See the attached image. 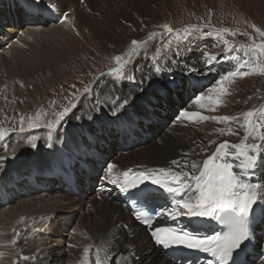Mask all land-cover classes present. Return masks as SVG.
Listing matches in <instances>:
<instances>
[{
    "label": "bare ground",
    "instance_id": "6f19581e",
    "mask_svg": "<svg viewBox=\"0 0 264 264\" xmlns=\"http://www.w3.org/2000/svg\"><path fill=\"white\" fill-rule=\"evenodd\" d=\"M6 1L8 4V0ZM42 1L59 9L60 15L63 16L62 22L54 25L49 20L42 19L43 16L28 17L25 15L28 12H25V16L22 15L18 6L24 4L25 0H11L10 4L14 5V9H11L12 6L9 4L7 6L4 0H0V67L4 66L7 60L31 59L33 48L39 42L50 39L54 35L53 32H61L63 29L81 32L83 28L88 27L91 35L103 45L104 43L111 44L120 49L129 40L138 41L140 39L139 33L130 31L131 27L140 30L143 24L141 19L144 16H153L155 3L164 5L166 2V0ZM28 3L26 2V4ZM88 10L89 12L97 11L98 14H93L94 18H92L88 14ZM65 14H67L66 19ZM5 22L6 24L3 25ZM10 22L13 25H10ZM176 67L180 68L181 66L175 65L174 67L168 60L163 69L166 68V71L173 72ZM171 72L160 76L162 80L156 79L150 85L146 84L143 93H140L139 90H121L117 87L118 84L107 81L100 86L101 95L96 98V102H99L100 105L89 103L92 105L91 109L87 103V107H82L80 112L69 116L63 127L53 133L52 147H48V134L45 132L42 135L36 134L37 149H33L32 153L29 151L21 153V149L24 148L22 147L20 150L18 148L11 150L7 155H0V157H14L0 163V175L4 172L5 166H10L13 163H18L20 169H24L28 165V161L36 160L35 157L40 159L44 153H47V149L51 148V151L57 153L63 142L71 147V142L76 140L77 134L84 129L93 132L94 125L95 127L103 126V134L95 131L93 133L94 137L101 141L95 145L98 150L97 154L99 153L104 159H107L100 179L107 184L105 190L108 192L114 191L110 179L120 176L123 171L128 169L144 171L152 168H168L172 167V160H178L181 163L176 170L187 171L184 161L186 160L189 165L195 161H202L214 151L221 137H217V141L209 145L198 140L200 148L196 147L198 150L196 153L191 150L192 145L181 146L178 142L180 134L184 132L183 135L186 136V133H189L187 128L192 123L200 124L202 121L191 122L185 118L171 117L173 111H171L170 103L175 102L172 96H176L177 100L181 101L183 94V89H177L175 86L170 87L166 84L168 80L170 81L168 76L174 73ZM162 87L165 89V95L162 99L160 96H156L154 99L156 103L151 104L153 109L151 114L158 117V123L148 125L147 132L150 135L142 142L135 139L130 145L119 144L118 146L114 142L109 144L107 140L112 138L113 134H107L109 126L106 124L120 115H124L127 111L141 113L142 102ZM129 93L136 95L135 101L126 109L121 110L117 116H112L111 111L117 103L116 97H125ZM201 94H205V97L208 96L205 88ZM160 100L165 101V106L162 107ZM201 103H205V108H207L206 100ZM186 106L182 108L188 111L194 110L191 112L202 113L205 109H201L196 100ZM128 119L131 121L129 117ZM135 124V122L132 123L133 126ZM137 133V131L135 134L130 133V136L138 138ZM26 136L17 137L18 144L26 145L29 148L27 144L29 138ZM103 145L106 146V150L102 147ZM229 159L234 165L239 164V162ZM41 162L44 161L40 160L39 163ZM109 163L115 164L117 167L113 170L112 176L105 179ZM92 169L97 170L95 165ZM234 170L240 171L239 167H235ZM92 177L95 175L93 174ZM249 177L250 175L246 179ZM16 185L23 186V183L19 182ZM82 191L87 196L84 199H76L74 196L64 194L62 190H55L54 186L47 191L31 190L29 194L26 193L28 189L25 191V187L24 191L17 192H12L9 189L7 192L6 188L1 187L0 200H4L9 193V201L7 203L0 201V264H10L16 257L15 243H12L13 239L9 237L12 232L18 233V237H22L26 244V250L37 255L39 264H85V262L95 264L97 249H100L99 254L103 264H175L153 246L147 232L133 221L130 213L121 205L122 203L109 197L97 200L95 195L91 194L92 190L82 189ZM11 197L13 198L10 199ZM168 203L169 201H166L163 205L162 211L165 212V215L168 213L165 208ZM177 216L188 219L190 223L197 222V218ZM46 223L49 224L48 230L43 231L42 226L46 227ZM124 225L127 227H123ZM262 241L263 245L260 251L264 254V238ZM85 248H89V253L85 254Z\"/></svg>",
    "mask_w": 264,
    "mask_h": 264
},
{
    "label": "rangeland",
    "instance_id": "374dc122",
    "mask_svg": "<svg viewBox=\"0 0 264 264\" xmlns=\"http://www.w3.org/2000/svg\"><path fill=\"white\" fill-rule=\"evenodd\" d=\"M87 12L92 18L93 14H98L97 11ZM141 20L143 24L140 30L136 27L130 29L141 36L137 41L139 46L135 50L133 39L120 49L111 44L103 45L91 35L87 27L81 32L67 29L53 32L54 35L50 39L39 42L33 48L31 59L7 60L5 65L0 67V130L10 133L0 142V155H7L11 150H20L22 147L24 148L21 153H32L33 149L37 148H32L28 143L29 148L26 145L20 146L17 137L12 136L13 130L37 128L26 138L45 132L48 134L47 124L65 107L75 105L69 114L71 116L80 112V108L87 107V103L100 105L96 98L101 95L100 86L107 81L118 84L117 87L121 90H138L137 85L129 82L133 70L136 79L143 80L145 76H152L157 62L162 71L158 76H152V82L161 79L160 74H167L166 68L163 67L168 62V56L169 59L172 58V52L184 50L185 53L193 55L186 61H181L179 64L183 62L186 65L180 67L181 69L176 67L174 73L186 70L205 72L208 68L206 57L216 55L221 58L224 56L221 52L230 50L223 44V40L233 45L238 56L248 60L247 67L250 66L251 71L245 76L230 77L231 83L225 81L227 94L221 97L220 105L215 109L207 106L202 114L208 117H222L249 110H264V72L259 70V66H264V55L253 53L248 47L264 43V37L252 27L255 25L264 31V0H166L164 5L155 3L153 16H144ZM164 25H168L173 31L169 33ZM193 26H196L198 31L188 35L187 30ZM218 31L222 39L216 38ZM188 41L193 45H189ZM201 47L204 56L194 55L193 51ZM117 55L125 60H134V63L124 69L126 78H119V72H111L118 67L114 60ZM254 65L257 66L255 69ZM129 85L133 88L129 89ZM219 86V81L210 82L205 91L215 98V89ZM85 88L89 89L87 93ZM91 106L89 105L90 108ZM237 123L239 122L232 125L222 124L214 119L202 121L200 124L192 123L187 128L189 133L185 136L182 132L178 142L181 146L192 145L191 150L195 153L198 151L196 147L200 148L198 140L207 145L213 144L220 137L219 143L224 139L238 142L243 138L245 130L237 128ZM230 127L240 135H227ZM220 128L224 129L225 135L217 131ZM9 237L15 240L14 249L17 250L16 257L10 264L38 263L37 255L26 250L25 241L18 237V233L12 232Z\"/></svg>",
    "mask_w": 264,
    "mask_h": 264
},
{
    "label": "snow or ice",
    "instance_id": "6c2138e0",
    "mask_svg": "<svg viewBox=\"0 0 264 264\" xmlns=\"http://www.w3.org/2000/svg\"><path fill=\"white\" fill-rule=\"evenodd\" d=\"M66 18L67 14H65ZM252 27L261 37H264V31H261L255 25H252ZM164 28L169 33L173 31L168 25H164ZM187 31L188 35H192L198 29L193 26L192 29ZM215 35L217 39H222L219 31ZM223 44L233 52L236 51L229 41L223 40ZM132 45L134 50L139 46L136 40L132 41ZM251 51L257 55H264V43L254 44ZM206 58L210 69L218 59V56L212 55ZM228 58L240 59L236 55L225 56V59ZM114 60L118 67L112 69L111 72H119V78H126L124 69L130 63H134V60H125L120 55L115 56ZM244 62L248 63L247 60ZM255 67L257 66L254 65V69ZM259 70L264 72V66H259ZM161 71L162 69L157 62L152 76H158ZM134 72L135 70H133L129 82L137 85L139 92L143 93L145 85L152 83V76H145L143 80L138 81ZM248 74L249 71L243 70L226 73L220 78V86L215 89V98L211 95L205 97V94H199L195 97L196 103L200 105L201 109H204L205 103H201V101L206 100L208 107L215 109L222 102L221 97L227 94L224 82L228 81L231 83L230 77ZM101 75L103 76L104 74ZM171 83L177 89L196 88V84L191 81L188 83L172 81ZM88 91L89 89L85 88V93ZM135 99L136 95L134 93H129L125 97H116L117 103L113 107L111 115L117 116L121 110L130 106ZM74 107L75 105L65 107L62 111L55 114L54 120L47 124L48 147H52L53 133L58 132L63 127L66 118ZM179 118H185L191 122L214 119L219 123L229 125L239 122L236 127L243 128L245 131L243 138L239 139L238 142L224 139L218 143L214 151L202 161H195L189 165L185 160L184 167L188 169L187 171L176 170L181 161L172 160V167L146 169L135 174H131L132 169H128L122 173V176L111 178L110 182L118 185L124 191L135 190L131 194L136 197L138 202L148 208H151L153 202L159 198L157 191L151 186L162 189L171 198L173 204V208L167 213L169 219H174L177 215H183L191 218L214 219L222 223L225 225V230L222 233L201 236L195 225L192 226L190 231L173 226H157L153 228V216L164 215V211L150 213L142 221L148 227L151 237L166 248L174 246L186 247L210 253L217 258L218 264H229V262L236 264L235 257L255 237L256 224L254 217L256 208H264V185L255 184L246 179L249 175H253L257 168L264 167V110H249L237 115H224L222 117H208L201 112L183 110ZM77 119L79 120L80 117L78 116ZM20 131L23 132L24 129L21 128ZM217 131L221 135H225L223 128L217 129ZM227 135L239 136L240 133L230 127ZM4 139L5 133L0 130V142H3ZM37 139V137L31 136L28 144L32 148H36L37 144L35 141ZM7 147V144H5V148ZM10 158L14 157H0V163ZM229 158L239 161V164L234 165ZM116 167L115 164L109 163L107 165V175L104 178L109 179ZM235 167H239L240 171H235ZM137 219H140V217H137ZM123 227H127V225ZM12 243H15V240ZM84 252L85 254L89 253V248H85ZM99 253L100 249H97L95 264H103ZM22 258L28 259V257Z\"/></svg>",
    "mask_w": 264,
    "mask_h": 264
}]
</instances>
